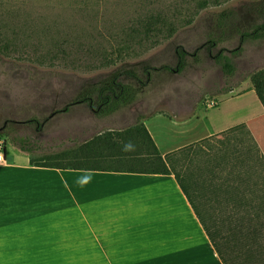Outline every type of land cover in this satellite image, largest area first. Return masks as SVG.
Instances as JSON below:
<instances>
[{
	"label": "rangeland",
	"instance_id": "rangeland-1",
	"mask_svg": "<svg viewBox=\"0 0 264 264\" xmlns=\"http://www.w3.org/2000/svg\"><path fill=\"white\" fill-rule=\"evenodd\" d=\"M263 18L264 0H0V141L8 158L18 156V138L30 158L76 147L84 130L72 120L98 123L133 107L122 123L132 124L138 108L182 103L197 131L208 124L215 134L175 157L174 173L202 210L222 264H264V73L252 76L264 68V39L239 41ZM176 47L187 53L179 72ZM218 51L234 67L229 77L213 60ZM124 71L137 77L118 78L133 91L131 104L104 116L94 103L61 111ZM45 118L39 131L26 122Z\"/></svg>",
	"mask_w": 264,
	"mask_h": 264
},
{
	"label": "crops",
	"instance_id": "crops-1",
	"mask_svg": "<svg viewBox=\"0 0 264 264\" xmlns=\"http://www.w3.org/2000/svg\"><path fill=\"white\" fill-rule=\"evenodd\" d=\"M134 113L169 174L60 170L30 166L13 149L0 164V264H222L202 222V210L172 169L184 149L210 138L181 114ZM128 113L102 121H70L79 145L104 131L121 130ZM205 128V130H204ZM94 136V135H93ZM72 143L76 139L72 138Z\"/></svg>",
	"mask_w": 264,
	"mask_h": 264
},
{
	"label": "trees",
	"instance_id": "trees-1",
	"mask_svg": "<svg viewBox=\"0 0 264 264\" xmlns=\"http://www.w3.org/2000/svg\"><path fill=\"white\" fill-rule=\"evenodd\" d=\"M247 39L252 41L264 39V18L260 24L254 26L250 31L240 34V42ZM239 49L240 47L238 46L231 52L236 53ZM186 54L180 47L175 48L177 72L181 70ZM213 60L220 67L224 76L229 77L232 75L234 67L229 59L222 55L221 51H218L213 56ZM158 69L166 70L168 68L161 66ZM261 73H264V68L252 76L254 78ZM121 75L137 81V77L131 71L114 73L110 79L95 83L89 89L84 90L78 100L66 104L61 111L65 112L68 106L85 103L90 109H93V105H95L94 112L97 115L104 116L114 112L119 105L131 104L134 100L133 91L118 81ZM92 103L94 104L92 105ZM46 120L45 118L41 122H38L35 119H29L26 122L34 123L36 131H39ZM141 120L142 116L137 115L134 123L121 130L102 132L92 136L89 140L76 147L50 155H44L38 158L29 157L28 164L35 167L60 170L169 174L166 164L153 144ZM15 142L16 144H14L19 150L26 153L30 152L23 145L26 142L24 138H18Z\"/></svg>",
	"mask_w": 264,
	"mask_h": 264
},
{
	"label": "built area",
	"instance_id": "built-area-1",
	"mask_svg": "<svg viewBox=\"0 0 264 264\" xmlns=\"http://www.w3.org/2000/svg\"><path fill=\"white\" fill-rule=\"evenodd\" d=\"M215 103L213 101H210L207 103V107H212L214 106ZM4 151H5V148H4V144L2 141H0V164H3L4 163Z\"/></svg>",
	"mask_w": 264,
	"mask_h": 264
},
{
	"label": "flooded vegetation",
	"instance_id": "flooded-vegetation-1",
	"mask_svg": "<svg viewBox=\"0 0 264 264\" xmlns=\"http://www.w3.org/2000/svg\"><path fill=\"white\" fill-rule=\"evenodd\" d=\"M4 127V124L2 125V128Z\"/></svg>",
	"mask_w": 264,
	"mask_h": 264
}]
</instances>
